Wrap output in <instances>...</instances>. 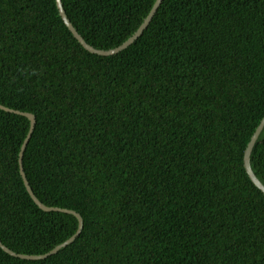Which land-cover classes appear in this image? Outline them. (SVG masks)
I'll use <instances>...</instances> for the list:
<instances>
[{
	"label": "trees",
	"instance_id": "1",
	"mask_svg": "<svg viewBox=\"0 0 264 264\" xmlns=\"http://www.w3.org/2000/svg\"><path fill=\"white\" fill-rule=\"evenodd\" d=\"M156 0H62L92 47L117 48ZM0 104L35 116L23 169L80 214L69 245L0 264H264V194L244 168L264 117V0H163L112 56L55 0H0ZM28 118L0 110V240L44 255L78 230L28 193ZM264 184V129L251 153Z\"/></svg>",
	"mask_w": 264,
	"mask_h": 264
},
{
	"label": "water",
	"instance_id": "2",
	"mask_svg": "<svg viewBox=\"0 0 264 264\" xmlns=\"http://www.w3.org/2000/svg\"><path fill=\"white\" fill-rule=\"evenodd\" d=\"M56 1V6L58 8L59 14L61 19L63 20L64 24L66 25V27L69 29V31L73 34V36L75 37V39L90 53L92 54H96V55H100V56H112L115 54H118L119 52L125 50L127 47H129L135 40H137L145 31V29L148 27V25L150 24L153 16L155 15L157 9L159 8V6L161 5L163 0H156L153 8L151 9L149 15L145 18L144 22L141 24V26L138 28V30L133 34V36H131L127 41H125L123 44H121L120 46H118L117 48L114 49H110V50H100V49H96L94 47H92L91 45H89L85 39L78 33V31L76 30V28L73 26V24L71 23V21L69 20L66 11L64 9L62 0H55ZM0 110H3L5 112L8 113H13L16 115H21L24 116L26 118H28V120L30 121V128H29V132L27 134V137L24 140V143L21 147V151L19 154V168H20V174L21 177L23 179L24 185L28 191V193L30 194L31 198L33 199V201L38 205V207L44 211H55V212H62V213H66V214H71L74 215L79 222L78 225V230L77 232L74 234V236H72L70 239H68L67 241H65L64 243L56 246L54 249H52L49 253H46L44 255H24V254H18L14 251H12L11 249H9L7 246H5L2 241L0 240V248H2L6 253L10 254L11 256L20 258V259H24V260H39V259H44L50 255L55 254L58 250H60L61 248L69 245L71 242H73L75 240V238L80 234L82 228H83V219L80 216V214H78L75 211L72 210H67V209H61V208H57V207H48L46 205H44L33 193L32 188L29 185V182L26 178L24 169H23V156H24V152L25 149L27 147V144L32 136L33 130L35 128V124H36V118L33 114L28 113V112H22L19 110H14L11 108H8L2 104H0ZM264 129V117L261 120L259 126L257 127L255 133L253 134V136L251 137L246 149H245V153H244V168L245 171L247 173V175L249 176V178L251 179V181L254 183V185L263 192L264 194V184L259 180V178L256 176V174L254 173L252 167H251V153L253 150V147L256 143V141L258 140L262 130Z\"/></svg>",
	"mask_w": 264,
	"mask_h": 264
}]
</instances>
